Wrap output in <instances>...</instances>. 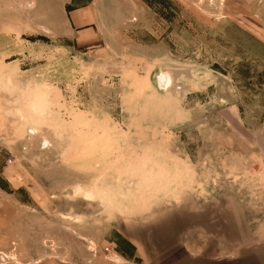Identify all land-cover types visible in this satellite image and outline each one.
Masks as SVG:
<instances>
[{"label": "rangeland", "instance_id": "obj_1", "mask_svg": "<svg viewBox=\"0 0 264 264\" xmlns=\"http://www.w3.org/2000/svg\"><path fill=\"white\" fill-rule=\"evenodd\" d=\"M238 217L264 237V0H0V264Z\"/></svg>", "mask_w": 264, "mask_h": 264}, {"label": "crops", "instance_id": "obj_2", "mask_svg": "<svg viewBox=\"0 0 264 264\" xmlns=\"http://www.w3.org/2000/svg\"><path fill=\"white\" fill-rule=\"evenodd\" d=\"M158 225L152 230L127 225L123 239L131 251L107 249L105 256L114 254L112 261L104 258L100 264H264V237L245 231L239 217L226 224L185 222L181 231L175 223Z\"/></svg>", "mask_w": 264, "mask_h": 264}]
</instances>
